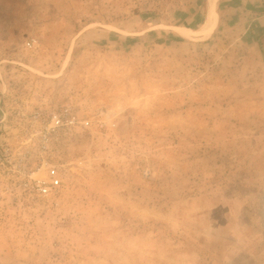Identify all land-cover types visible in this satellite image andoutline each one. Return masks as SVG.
I'll use <instances>...</instances> for the list:
<instances>
[{
  "label": "rangeland",
  "instance_id": "rangeland-1",
  "mask_svg": "<svg viewBox=\"0 0 264 264\" xmlns=\"http://www.w3.org/2000/svg\"><path fill=\"white\" fill-rule=\"evenodd\" d=\"M0 264H264V0H0Z\"/></svg>",
  "mask_w": 264,
  "mask_h": 264
},
{
  "label": "built area",
  "instance_id": "built-area-1",
  "mask_svg": "<svg viewBox=\"0 0 264 264\" xmlns=\"http://www.w3.org/2000/svg\"><path fill=\"white\" fill-rule=\"evenodd\" d=\"M51 122L53 125L50 128H47L46 133L50 130L53 131L56 127H60L62 125L70 126L76 122V118L74 114H72L67 107L60 109V112L54 113L51 117ZM44 134V139H48V134ZM45 143L47 141H44ZM44 166L45 170V178H33L29 182L25 183L29 189L34 192L36 195L41 197L52 196L57 188L61 184L60 174L58 172V168L55 164L51 162L41 164V167ZM40 168V167H39Z\"/></svg>",
  "mask_w": 264,
  "mask_h": 264
}]
</instances>
